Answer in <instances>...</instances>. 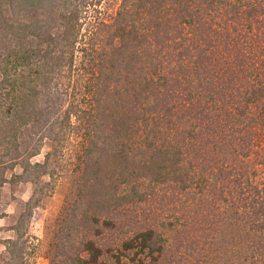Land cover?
Returning a JSON list of instances; mask_svg holds the SVG:
<instances>
[{
    "label": "trees",
    "instance_id": "obj_1",
    "mask_svg": "<svg viewBox=\"0 0 264 264\" xmlns=\"http://www.w3.org/2000/svg\"><path fill=\"white\" fill-rule=\"evenodd\" d=\"M103 1L0 0V187L42 190L53 161L75 159L48 264L154 263L157 228L120 224L119 254L105 230L175 195L194 221L239 228L234 264H264V183L249 163L264 126V0Z\"/></svg>",
    "mask_w": 264,
    "mask_h": 264
},
{
    "label": "rangeland",
    "instance_id": "obj_2",
    "mask_svg": "<svg viewBox=\"0 0 264 264\" xmlns=\"http://www.w3.org/2000/svg\"><path fill=\"white\" fill-rule=\"evenodd\" d=\"M118 0H104L102 7L111 11ZM249 163L256 172V181L261 186L264 183V126L255 128ZM49 148L44 146L39 155L32 158L33 161H42L45 152ZM75 159L65 156L50 164L54 170L48 177L51 186L39 190V185L28 181H20L14 184L6 183L0 187V264H48V253L53 234L57 228L56 217L64 203L68 188L72 179ZM47 179L44 176L43 179ZM35 190V191H34ZM173 197L174 201L163 202V209L155 202L137 207L122 221H115L117 227L105 230V238L102 240L107 248L113 249L119 245L118 229L120 224L128 229H141L143 227H155L163 233L164 248L153 263L150 257L122 260L125 264H234L239 260L241 253L236 249L241 247V234L239 228L229 230L225 234L222 222L205 220V216L197 215L200 221H194V206L183 207L180 199ZM178 199V200H177ZM182 200V199H181ZM32 205V215L28 221H18L22 212L27 209L26 203ZM184 214L186 221H175L177 215ZM163 216L170 221H159ZM146 217V218H145ZM145 218V219H144ZM130 220V221H127ZM205 220V221H202ZM240 225V223H238ZM237 225V226H238ZM221 226V227H220ZM122 233V232H121ZM237 246V247H236ZM217 250V251H216ZM241 250V249H240ZM112 252V253H113ZM217 255V256H216ZM212 258L205 262L206 258ZM106 264H113L114 257L110 253L104 255ZM142 264V263H140Z\"/></svg>",
    "mask_w": 264,
    "mask_h": 264
}]
</instances>
